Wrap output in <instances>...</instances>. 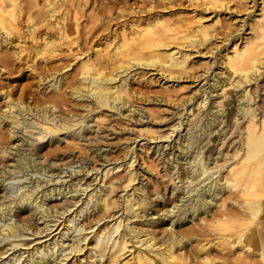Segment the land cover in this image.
<instances>
[{
  "label": "bare ground",
  "instance_id": "obj_1",
  "mask_svg": "<svg viewBox=\"0 0 264 264\" xmlns=\"http://www.w3.org/2000/svg\"><path fill=\"white\" fill-rule=\"evenodd\" d=\"M125 1L124 5L115 2L101 6L105 13L86 14L80 10L83 0H0V165L3 164L0 191L7 189L5 181L15 179L21 171L45 173L59 169L61 164L50 162L58 154L59 143L54 144L64 132L68 143L82 147L85 133L93 128L86 120L89 115L101 124L109 120L107 109H115L110 114L112 117L116 118L117 114L129 122L136 119L140 125L136 136L148 139L141 146L145 154L127 144L123 156L129 163L126 173L114 172L120 164L101 171L96 189L83 201L86 206L94 201V212L88 214L90 218L85 227L76 226L79 236L73 237L70 244L64 236L86 206L64 216L75 202L63 205L61 211L49 210L46 200L56 194L77 193L84 176L66 184L64 189L57 185L46 187L42 185L44 180H31L23 190L18 189L25 185H18L19 192L8 203L10 194L8 190L4 192L0 196V219L4 221L0 222V242H8L0 245V264H5L3 259L11 253L10 264H212L216 253L225 256L224 250L243 253L235 259L252 255L255 223L257 218L264 217V0H253L250 6L258 12L236 27L233 18L238 8L228 7L227 0H186L187 4L184 3V6L215 12L212 24H206L198 10L195 11L198 14L169 16L154 10L163 7L169 11L176 2L180 3L177 0ZM177 3L176 8L180 5ZM249 8L248 14L254 11ZM220 9L232 13V18H220ZM152 10L154 14H147ZM246 25L250 30L244 36L242 30L247 29ZM219 37L225 52L211 61L218 64L219 71L214 75L211 72L215 69L209 72L211 64L202 73L194 74L199 83L212 74L210 88L201 84L196 92L182 100L178 106H184L174 111L180 113L179 121L173 123L170 131L159 133L152 126L155 122H144L142 108L134 106V101L149 99L171 104L178 100V85L164 84L182 79V74L186 76L193 68L192 52L187 46L200 47ZM210 47L211 51L213 47ZM214 47L222 51V46ZM37 58H43L42 62ZM23 68L31 69L39 85L43 84L36 93L30 90V81L16 83L20 77L15 76H21ZM146 69L157 70L166 78L163 83L158 81L162 87L154 96L145 91L143 95L144 87L135 84L139 80L151 81ZM16 72L19 73L12 77ZM197 93H201V100L197 99L191 107L188 102ZM77 97L85 100L72 103ZM196 106L201 110L187 118V127L183 117L189 108L193 114ZM78 107H84L83 111L79 113ZM150 112L157 117L155 111ZM174 131H177L174 144H167L168 154L174 155L163 159L160 167L151 153L160 154L166 145L156 144L150 152L149 140L170 138ZM25 132L30 134L26 139ZM33 135L35 138L30 140ZM16 140L26 141L29 151L22 150ZM225 142L230 148L224 151L221 147ZM99 150L95 146L92 151L95 160ZM44 156L43 161L40 158ZM137 158L175 185H168L163 178L144 183L139 175L141 171L134 165ZM80 171L87 173L84 169ZM170 187V195L163 198L162 189ZM119 188L126 192L118 195ZM119 210L122 213L115 217ZM12 211L17 216L15 221H9ZM38 215L45 223L43 228L30 222ZM110 217L115 218L95 228L101 220ZM51 221L58 225L50 232L30 240L21 238L31 234H25L24 230L41 234L51 229ZM61 225L59 231L47 238ZM55 235L54 240L48 241ZM12 248L10 254L3 256ZM257 250L262 256L264 245ZM73 257L76 258L71 261Z\"/></svg>",
  "mask_w": 264,
  "mask_h": 264
},
{
  "label": "rangeland",
  "instance_id": "obj_2",
  "mask_svg": "<svg viewBox=\"0 0 264 264\" xmlns=\"http://www.w3.org/2000/svg\"><path fill=\"white\" fill-rule=\"evenodd\" d=\"M129 1L130 2H137L136 0H127V3ZM177 1L180 2V3L176 2L177 5L180 4L179 6H177V8H176V3H175V6H173L169 11H166L168 9H165V11H164L163 7H159V8L154 9V10H155L156 13L159 12L160 14H163L165 16H169L171 14L172 15L173 14L174 15L175 14H183V15L188 14V15H191L192 13L193 14H195V13L198 14L199 13V16L200 15L203 16V21L204 22L206 21L205 22L206 24H212L213 20L216 19V17H214L215 12H213V11L211 12V10H204L201 7H196V6H193V5H186L187 4L186 0H182L183 2L181 0L180 1L177 0ZM115 2H119L118 3L119 5H124L126 1L125 0H117V1L116 0H83L80 10H81V13H86V14L87 13L88 14L105 13V10L102 9V7L108 6V4H109V6H111L112 4H115ZM185 2H186V4L184 6ZM226 2H228L227 3L228 7H230V8H234L235 7L236 9L238 8L237 9L238 12L234 16L235 19L233 18V21L236 22V23L234 22V25H233L234 27L241 26L242 25L241 23H243L242 22L243 19L251 20L252 17H253V14H255V12L256 13L258 12V10L255 11L253 9V7H251L254 4L253 0H243V1L242 0H233V1H231V0L228 1L227 0ZM41 3H42V1H41ZM238 4L242 5L243 7L239 6ZM181 5H183V6H181ZM188 6H189V8H188ZM248 6L250 7L249 9H251V10L253 9L254 10L250 14H248L249 13L248 9H247ZM174 7H175V9H173ZM186 9H188V10H186ZM154 10L148 12L147 14H149V15L154 14L155 13ZM156 10H158V11H156ZM195 11H197L198 13L195 12ZM226 12H227V10H224V9H220L219 10V13H221L220 18H223V20L224 19L229 20L230 18H232L231 17L232 13L230 14V13H226ZM200 13H202V14H200ZM246 28L247 29H245V31L242 30L244 36L249 35V34H246V32H248L250 29H248L247 25H246ZM216 39H212L209 42H207L205 45H201L200 47L202 49L199 46L198 47L193 46V45H191L189 47L187 46L188 50L190 49L189 51L192 52L191 53V57L192 58L194 57L193 59L190 58V60L193 61V62L191 61L192 65H193V68L189 72L186 73V76H185V73L182 74V77H181L182 79L171 80V81L166 82V84H164V86H166V85H171V84L174 83L175 87L177 85L179 86V87L178 86L176 87L178 89V93H179V94L178 93L176 94V95H178V98H177L178 100H173V102L171 104H167L166 102L163 103V101L161 102L159 100H156V101L152 100L151 101L149 99H144V100H140V101L135 100L134 101V106H140L142 108L143 117H144L143 121L144 122L151 121V123L155 122V125H152V126L154 128H157L159 130V133H164V132L170 131L173 128V123L179 121L180 113L178 112L177 114H175L174 111L180 110L184 106V105H181L180 107L178 106V105H180L182 100L186 99L188 96H190L194 92H196V90L199 88V86H201V84H205L207 89L210 88V84H211V82H213L214 72L215 71H219V68H217L218 64L217 63H213L211 61H214L215 57H219L220 54H223L225 52V50H223L225 45L222 44V37H219L218 38L219 40L218 39L216 40ZM213 41H214V43L216 42V44H214ZM239 41H241V40H239ZM208 46L209 47L211 46L210 49L213 47L214 50L211 49V51H210ZM214 46H222V51L221 52H220V50L216 51V47H214ZM205 50L208 53H206ZM202 51H204L206 55ZM215 53H216V55H215ZM193 54H195V56ZM38 60H41L40 62H42L43 58H40V59L37 58V61ZM210 65L212 67L209 68V72H211L213 69H215V70L211 72L213 75L211 74L208 77V80L203 79L199 83V80H195L194 79L195 75L200 74V71L202 73ZM142 69H145V68H142ZM63 70L64 69H62L61 71H63ZM137 70H141V68H138ZM146 71H147L148 75L150 76L149 79L151 78L150 79L151 81L150 82H144L142 80H139L135 84L136 85L137 84L138 85H142L144 87L142 89V92L145 91L147 94L154 96V94L157 93V90L160 89V87H162V86H160L161 84L159 82L161 81L163 83V81H165L166 78H163L161 73L157 72V70L146 69ZM21 72H23V74H21ZM18 73L19 72H16V73L12 74L11 76L13 77V76L17 75ZM19 74H21V76H18V75L15 76V77H20L16 81V83H19V82H21V83L22 82L23 83L26 82L27 83L28 81H30V82H28L31 85L29 88H30V90L32 92H35V93L39 90V88H42L43 84L39 85V83L37 81V78L33 77L34 74L31 71V69H29V68H25L24 69L23 68V70L20 71ZM205 74H207V73H205ZM188 75H190V76H188ZM204 76L205 75H202L201 77H204ZM180 80H181V82H180ZM169 83H171V84H169ZM203 88H204V86H202V89ZM49 90H50V88L47 91H49ZM145 92H144L143 95L146 94ZM181 92L184 93L183 96H182ZM138 95H141V94H138ZM200 95H201V93H197L195 95V98L188 102L189 103L188 105L194 104L197 99L200 101L201 100ZM181 96L183 97V99H182ZM180 97H181V99H179ZM29 100H31V99H29ZM83 100H85V98L82 99L81 97H77L76 99L73 98L71 100V102L72 103H80V101L83 102ZM191 107H193V105H191ZM83 109H84V107L76 108V110L79 113L82 112ZM189 109H188L187 114H185V117H183V121L185 123L184 125L187 124V121H188L187 118L194 117V114L199 113L200 110H201V108H199V106H196L195 109H197V110L194 109V113L191 114L192 111H190ZM150 110L151 111H155V114L157 113V117H155L154 114L150 112ZM181 111H183V110H181ZM114 112H115V109H109V110L107 109V113H108L107 118L109 117V120L107 119V121L101 122V124H98V123H100L98 120L92 119V115H89L88 117H86V120H89V123L91 125H93V128H92L91 131H89V133H85L84 138L81 140L83 149H81L82 147L75 146V145L72 146V144L68 143V139H66V137H64L65 133L62 132L60 134L61 140H59V142H56L54 144V145H57L59 143V145L56 146V147H58V150H57L58 154L54 155L51 158L52 160H50V162L51 161H55V163L57 162L56 164H58V166L61 164L60 168L55 170L54 172L50 171V172H45V173H34L33 170L21 171V172L18 173V176H16L15 179L5 181L7 189L1 190L0 191V196L4 192H6L8 190V192L10 194L7 197V199H6V201L8 203L9 199L14 194H17V192H19L18 190H23L24 188L27 187V185L31 184L32 183L31 180H34V179H36V180L37 179L44 180L42 182V185H44V186L47 185L46 187H48V186L52 187L53 185H57V187L61 186L64 189L66 187L65 186L66 184H69V183H71L73 181H77L79 178L84 176V178L81 179L80 182H79V187L81 189L77 193H73V195H72V193H67L66 196L63 195V194L53 195V196H51L50 198H48L46 200V206H47V208L49 210H51V209H53V210H57V209L61 210L63 205H66L67 203L75 202V205H72L71 207H69L68 211L65 212L64 216L68 215L71 212H73L72 213V215H73L78 210H80V208L82 206H86V204L83 201L86 200V198H88L89 193H91L92 191H94V189H96L94 187L97 184V181L99 180L100 175H101V171H103V169H105L107 167H111V166H115V165L120 164L121 167L119 169L116 168L114 170V172L119 170L120 173H126L128 171L129 163H127V161H126L128 158L123 160V156L125 154V148H126L127 144H130V147L134 148L138 152L141 151V152H143L145 154V150L141 149V146H142V144H145L148 139L144 138V136H136L137 133H139V126H140L139 125V121L137 123L136 119H133V120H130V122H129V120H126V118H124V117L120 118L117 114L114 115V116H116V118H114V117H112L110 115V114H112ZM28 116L31 117L32 120L35 119L34 117H32V115H28ZM127 121H128V125L126 126L125 124H127L126 123ZM133 124H138V125H133ZM77 126H79V124H77ZM77 126H75V127H77ZM187 127H188V124H187ZM182 129H183V126L180 127V130H182ZM184 131H186V129H184L183 132ZM217 132L218 131H216L215 133L217 134ZM25 133L26 134H23V136L26 139V138L29 137L30 134L28 132H25ZM176 133H177V131H174L173 135L170 138L162 137V138H156V139L152 138V139L149 140L150 152H152L153 147L156 144L164 143L166 145V146L163 147V149L161 150L160 154H159V152L151 153V157H154V158L156 157L157 158L156 162L157 161L160 162V167L163 164V162H162L163 159L167 160L168 157L171 158L174 155L173 153L172 154H168L169 145H167V144L168 143H170L171 145L174 144V141L177 138ZM19 135H22V133L20 132ZM134 137H136L135 141H133ZM34 138H35V136L33 135L30 138V140L34 139ZM47 138H48V136L45 139H43V141L47 142L46 141ZM227 139H228V137H227ZM15 142L19 143V145L21 146L22 150L26 149V151H29V146L30 145L26 141L22 143L21 141L16 140ZM226 142H227V140H226ZM226 142L221 147V149H224V151L230 148V146L226 147ZM89 145H93V147L88 149ZM95 146L100 147V150L98 151V153L100 155H97V157H96V158H98L97 160H95L93 158V156L95 155V152H92L93 149L95 148ZM47 149H49V147H47ZM177 153H178V151H176V154ZM176 156L177 155H175V157ZM44 158H45V156L41 157L40 159L44 161ZM47 161L48 160L46 159L45 162H47ZM69 161H71V162H69ZM10 163L11 162L8 160L7 164H10ZM2 165L3 164H1L0 166H2ZM134 165L136 166L138 171H141L139 175H140V178L143 179L144 183H150L151 181H153L156 178H161V179L163 178V177H161L160 172H158L157 170H153L152 171V170L148 169L147 168L148 165L146 163L143 164L142 160L140 158H137V161L134 163ZM211 165H213V163H211ZM92 166H95L96 168L92 169ZM81 169H84V171L86 170L87 173L84 174L83 171H80ZM163 170H164V167H163ZM97 173H99L98 176H97L98 178L96 180H93V178L96 176ZM51 178H53V179L50 180L49 183L45 184V181L49 180ZM85 179H86V181H85ZM91 180H93V181H91ZM163 180H166L168 185H170V186L171 185H175V183H173V181H171V180H168L167 177H164ZM89 181H91L92 184L88 186V182ZM137 181L138 180H136V182ZM179 183H181V182H179ZM100 184L104 185V181H101ZM18 185L19 186L25 185V186L17 190L16 187ZM105 187H106V185H105ZM169 190H171V187L168 188L167 190H166V188L162 189L161 193L165 194L163 198L168 197L170 195L169 194ZM125 192L126 191L122 190V188L118 189V195H123ZM153 197H156V194H154ZM120 203L121 204L123 203L122 196L120 197ZM54 204H56L55 207L53 206ZM93 208H94V201H90L86 207H83L82 213L79 212V214L76 217L77 220L75 219V221L73 222V225H72L73 228L70 230V232L66 236H64V239H65L66 243L69 242V244H70L72 242L73 237H76V236L78 237L79 236L78 235L79 231L77 229H75V228H77L76 226L79 227V225L80 226L83 225V227H85V225L87 223V220L90 218V217L87 218V216L90 215L89 213L91 211L94 212ZM121 213H122V210H119L116 213L115 217L119 216ZM9 217H10L9 221H15L17 219V216L15 215V213L13 211L10 213ZM115 217L104 218L103 220H101L99 223H97L95 225V228H97L103 222H105V221L107 222L108 220H111V219H113ZM54 218H56V216H51V219H54ZM62 218L63 217H61L60 220H62ZM263 219H264V217L260 216V218H257V222L255 223V227H254L255 232L253 233L254 235L252 237L254 239L253 240V246L254 247H253V249L250 252L252 254L250 257H244L242 259H240V258H238V259L236 258L235 259L236 255H240L241 252H239V253L236 252L234 254V253L228 252L227 250H224V252L226 253L225 256L221 255L220 253H216V257L214 258L212 264H236V263L237 264H264V254L261 256V254L257 250L258 247H260V246L263 247V245H264V220ZM0 222H4V221L2 219H0ZM30 222H32L31 224H33V225L38 224L40 226V228H43L45 226V223L43 222V218H40L39 215L36 216V217H33ZM111 222H113V221H110V223ZM188 224H191V223L189 222ZM57 225H58V222L55 224V222L51 221L50 224H49L51 229H49L47 231H44L41 234H32V230H27V231L24 230L25 234L26 233H31V234H26V235H24L21 238H24L26 240L33 239L34 237H37L39 235H44L47 232H50L52 229H55L57 227ZM234 225L236 227L238 226V224H235V223H234ZM61 227H62V225L59 226L58 229L54 230V232L52 231L49 235H47V238L48 237L50 238L53 234H55L57 231H59ZM89 230L90 229L87 228V231H89ZM227 230H231V229L228 228ZM56 235L58 236V233ZM56 235L53 238L49 239L48 241L54 240ZM19 238L20 237H16V239H19ZM44 238H46V236L42 237L41 239L43 240ZM36 241H37V239L32 241L30 246L32 247L36 243ZM48 241H46V242H48ZM6 242H8V240H4V241L0 242V245H4ZM22 247L26 248L27 246L23 245ZM23 248H22V250H25ZM11 251H13V248L10 249L3 256H6V255L10 254ZM60 252L61 251H59V253ZM18 253H19V251L16 252V254H18ZM25 254H27V252H25ZM12 256H13V253H11L9 255V257L3 259L2 262L6 261L5 264H10L13 261ZM55 256H57V254H55ZM226 257H228V258H226ZM75 258L76 257H73L71 261H73ZM9 259H12V260L9 261ZM248 259H249V261H248ZM0 260H2V258H0Z\"/></svg>",
  "mask_w": 264,
  "mask_h": 264
}]
</instances>
